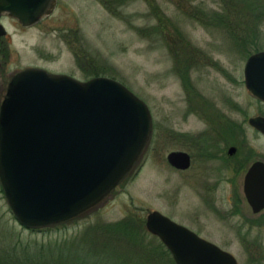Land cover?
I'll return each mask as SVG.
<instances>
[{
  "label": "rangeland",
  "instance_id": "1",
  "mask_svg": "<svg viewBox=\"0 0 264 264\" xmlns=\"http://www.w3.org/2000/svg\"><path fill=\"white\" fill-rule=\"evenodd\" d=\"M236 1L240 4H232L235 11L244 15L225 19L230 20L226 26L215 23L214 16L230 0H59L54 14L32 28L23 29L9 17L1 20L8 31L4 45L11 56L0 67V103L12 76L35 66L80 81L105 77L120 82L149 106L154 127L143 156L124 183L97 208L66 224L42 232L23 229L0 184V254L11 255L20 264H34L27 258L40 246L52 245V253L40 262L139 263L136 250L109 243L100 236V227L127 217L145 226L152 211L190 226V215L199 212L200 223H193L197 228H192L204 239L232 253L239 264H264V226L250 230L245 225L260 216L243 205L241 216L230 214L227 198L242 195V182L232 184L223 174L215 192L220 215L208 216L198 205L197 189L189 187L167 162L171 152L190 150L179 135H196L209 127L200 116L188 113L191 95L183 85L184 70L193 63L196 66L189 71V79L199 105L207 103L240 124L251 162L264 161V137L247 123L248 118L264 114V104L244 84L247 59L264 51V0ZM199 12L200 17L192 19ZM255 22L258 26L251 29L249 24ZM161 25L168 28L166 34ZM227 99L232 100L230 108ZM201 112L210 113L207 108ZM137 235L145 245L158 244L147 230ZM58 247L63 248L58 251ZM153 261L167 264L169 259L162 255Z\"/></svg>",
  "mask_w": 264,
  "mask_h": 264
},
{
  "label": "water",
  "instance_id": "2",
  "mask_svg": "<svg viewBox=\"0 0 264 264\" xmlns=\"http://www.w3.org/2000/svg\"><path fill=\"white\" fill-rule=\"evenodd\" d=\"M55 6L56 0H0V19L30 27ZM7 33L0 23V38ZM244 76L247 90L264 102V52L247 60ZM249 124L264 135V117ZM152 132L148 105L114 79L79 81L37 67L17 73L0 105V184L19 225L49 229L96 208L131 174ZM168 162L186 169L189 156L172 152ZM244 194L254 214L264 210V162L247 172ZM146 229L175 264H239L159 211L148 214Z\"/></svg>",
  "mask_w": 264,
  "mask_h": 264
},
{
  "label": "flooded vegetation",
  "instance_id": "3",
  "mask_svg": "<svg viewBox=\"0 0 264 264\" xmlns=\"http://www.w3.org/2000/svg\"><path fill=\"white\" fill-rule=\"evenodd\" d=\"M96 1L102 3V0H96ZM58 4H59V0H57L55 10L57 9ZM3 18H8V16H4ZM38 24L39 22L31 26L30 28ZM19 25L22 26L20 23ZM22 28L29 29L23 26ZM7 39H8V35L4 38H0V67L4 63H6L11 56L8 47H5L4 45V41H6ZM73 52L76 55V57H79L78 53H76L75 50ZM188 60H190L193 63L191 58H189ZM190 65L191 64L187 65V68L184 70L187 73V75H185L186 80L183 84L187 94L191 95L188 113L191 115L196 114L200 116L203 120L207 122L209 127L207 130L203 132L201 131L199 134L196 135H186L184 133L182 135H179L180 138L185 140L190 150L185 149L184 151H174V152H182L189 156V166L186 169H177L171 166L170 163L168 162V157H167V162L173 171L181 175V177L183 178L185 183L187 182L189 187L193 189H197V196L199 201L198 205L201 208L202 212L208 216L219 217L220 215L221 211L219 208L217 198L215 196V192L218 183L223 179V174L228 175L226 177V181L232 184L242 182V195L241 196L239 194H237L236 196L230 195V197L227 198V201L231 206L230 214L241 216L243 214V209H242V205H243L244 207H246L247 210L251 211L254 216H260L257 219H248L245 225L248 226L250 230L257 226L259 227L264 226V222H262L261 220L264 219L263 216L264 211H262L259 214H254L250 205L246 200L243 190L247 172L255 162L262 160H256L254 162H251V151L248 146L249 144L247 143V139L244 136L245 133L240 124L235 123L233 119L228 115L226 116L224 113L220 111L219 112L215 111L212 106L206 105L207 103L199 105L197 92L195 91L194 86L191 80L189 79V71L191 69H194L196 64L193 63L192 66ZM252 97L258 100L261 104H264L263 101L259 100L255 96L252 95ZM226 102L229 108L231 107V105L233 106L232 100L227 99ZM260 103L258 104L261 105ZM204 108H207L210 113L203 114L201 111H204ZM256 117H264V114L262 115L257 114L254 117L248 118L247 123L250 129L254 130L258 135H262L261 132H259L249 124V120L251 118H256ZM232 148H235L236 151L231 155L230 150ZM193 183L196 184L194 185ZM250 217L251 214L249 215V218ZM169 218L174 220L171 217ZM190 218L192 224L190 225L191 227L181 223L179 224L183 225L184 227L188 228L189 230L193 231L198 236L203 238L197 230L192 228V227L197 228L193 223L195 224L200 223L199 219L201 218L199 212L190 215ZM253 246L254 245H249L248 247L251 248Z\"/></svg>",
  "mask_w": 264,
  "mask_h": 264
},
{
  "label": "trees",
  "instance_id": "4",
  "mask_svg": "<svg viewBox=\"0 0 264 264\" xmlns=\"http://www.w3.org/2000/svg\"><path fill=\"white\" fill-rule=\"evenodd\" d=\"M254 1L256 0H252L251 2L253 3ZM232 4L237 7V5H239L240 3L237 2L236 0H230L229 3L224 4V6H222L221 8V11H220L221 13L216 14L214 16L215 23H219L220 26H226L227 25L226 23L230 20L226 21L225 19H231V16H232L236 20V19H240L241 16L244 15L243 13H242L243 15L240 14L239 10L237 9L235 11L234 6ZM251 8H252V11H255V9L252 6ZM178 9L183 10V8L180 6ZM199 17H200V12H199V15L197 14L192 19L197 20ZM256 22L253 23L252 25L249 24L251 29L258 26L259 22L258 23ZM161 27L162 28H160V30L162 31V34H164L163 33L164 29L166 30L165 32L166 34L168 31V28H166V26H163V25H161ZM42 231H36V232H42ZM31 232H34V231H31ZM100 232H101L100 236H104V238L106 237L105 240L107 239L109 243H111L112 241L114 244L120 247H123V246H125L126 248L129 247L130 249L136 250L138 252L137 255L135 256H137L138 258H139L138 255L141 256L139 263H136L132 260L130 261L126 260L123 262V264H144L145 263L144 261H146V264H151L153 259L159 256H162V255H167L169 259L167 264H174L172 258L170 257V253L167 251V249L163 246V244L158 239H156L158 241L157 245H154V244L145 245L143 241L137 238L138 237L137 232L145 233L146 229H145L144 223H141L140 221L138 222L133 217H127L116 223L103 224L102 227H100ZM51 247L52 245H46V247L40 246L39 248H37V250H35L34 254H32V256L28 257L27 259L30 260L34 264H47L46 260L43 262H40V261L44 257L48 256L49 253H52ZM61 248L58 247V251ZM153 262L156 263L155 261ZM20 263H21L20 260H17L16 258L12 259L11 255L6 254L5 256L2 253L0 254V264H20ZM23 264H27V263L23 261Z\"/></svg>",
  "mask_w": 264,
  "mask_h": 264
}]
</instances>
